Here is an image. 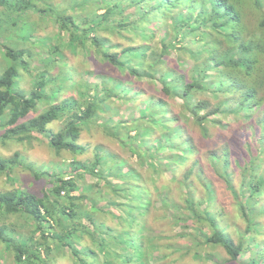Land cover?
I'll return each mask as SVG.
<instances>
[{
	"label": "trees",
	"instance_id": "16d2710c",
	"mask_svg": "<svg viewBox=\"0 0 264 264\" xmlns=\"http://www.w3.org/2000/svg\"><path fill=\"white\" fill-rule=\"evenodd\" d=\"M8 143L0 264H264V0H0Z\"/></svg>",
	"mask_w": 264,
	"mask_h": 264
},
{
	"label": "rangeland",
	"instance_id": "374dc122",
	"mask_svg": "<svg viewBox=\"0 0 264 264\" xmlns=\"http://www.w3.org/2000/svg\"><path fill=\"white\" fill-rule=\"evenodd\" d=\"M39 34H45L41 29L38 32ZM68 55H70L68 53ZM79 60V59H78ZM75 62H77V58H75ZM82 142L83 143H90L92 146L96 144H102L106 145L109 148H114L115 150L117 149V145L110 140H108L101 132L99 131H93L92 133H85L82 137ZM27 150V152L33 154L34 156H37V158L41 159V161H48L53 159V153L50 152V150L47 148V146H36L34 149L29 150V145L28 144H18V143H9L8 144H0V153L2 155H10L12 154L15 150ZM25 150V151H26ZM93 150L92 147H90V151H88L86 157H92ZM65 158L69 157V154H64ZM84 156V157H85ZM125 158H127V155H124ZM16 174L18 175L19 179L8 182L7 178L4 175H0V189H10L14 187H23L26 190H30L32 192L38 193L39 190L41 189L42 185L40 182H35L33 176L31 175L30 171L25 169L21 171H17ZM224 201H226V204H229L230 201L228 197L225 195ZM157 217L155 218V216ZM161 216V217H160ZM163 213L159 212L154 215V217H150V225L158 231L160 236H162L165 242V238L173 237L176 235L178 228H174L170 225L169 221L167 219H164ZM171 252V251H169ZM168 252V253H169ZM218 255L216 258L220 261H223L227 258L226 254L222 250H216ZM179 255H171L168 260H162L160 264H172L171 260L173 258L178 257ZM68 262H60V264H64ZM182 263H193L189 258H183L179 261H177L176 264H182ZM212 263V262H211ZM193 264H197L196 262ZM208 264V263H204ZM214 264V263H212Z\"/></svg>",
	"mask_w": 264,
	"mask_h": 264
}]
</instances>
